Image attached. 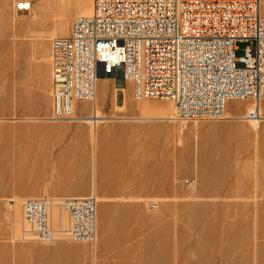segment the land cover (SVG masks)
<instances>
[{
	"label": "rangeland",
	"instance_id": "374dc122",
	"mask_svg": "<svg viewBox=\"0 0 264 264\" xmlns=\"http://www.w3.org/2000/svg\"><path fill=\"white\" fill-rule=\"evenodd\" d=\"M18 1L0 0V264H264V120L257 136L242 119L256 103L229 102L226 119L173 124L170 103L134 102L117 69L97 86L98 112L117 120L98 123L95 139L94 123L41 120V61L52 64L54 40L93 4L25 0L32 11L19 15ZM249 46L237 42L235 57ZM257 104L264 119V100ZM92 109L80 104L74 117ZM49 125L83 130L52 140L41 133ZM95 165L96 193L109 199L98 200L96 244L32 240L17 198L95 196ZM53 211L55 229H66V212Z\"/></svg>",
	"mask_w": 264,
	"mask_h": 264
},
{
	"label": "built area",
	"instance_id": "2783aa9c",
	"mask_svg": "<svg viewBox=\"0 0 264 264\" xmlns=\"http://www.w3.org/2000/svg\"><path fill=\"white\" fill-rule=\"evenodd\" d=\"M92 3L91 16L77 17L53 42L51 120L69 121L80 104H93L97 81L114 79L117 69L132 83L134 102L169 101L177 122L223 119L229 102L264 100V0ZM15 9L29 15L32 4L21 0ZM237 42L250 45L240 59ZM58 203L69 220L63 231L54 227L52 199L24 202L30 238L96 244L97 197Z\"/></svg>",
	"mask_w": 264,
	"mask_h": 264
},
{
	"label": "crops",
	"instance_id": "0c3cea01",
	"mask_svg": "<svg viewBox=\"0 0 264 264\" xmlns=\"http://www.w3.org/2000/svg\"><path fill=\"white\" fill-rule=\"evenodd\" d=\"M52 78H53V72H52L51 63L41 61V120L47 119L49 114H50V118L52 117V99H51V90H52V86H53ZM100 80L97 81L96 90H97V86H98V83ZM116 90L119 91L118 89H116ZM116 90H115V95L117 92ZM96 105H97V103H96ZM115 107L117 109L125 108V111H127L126 105H122V106L115 105ZM253 107H251L250 109H252ZM142 114L144 116H149L148 114H145V113H142ZM168 114H169V111L164 115H151V116L166 117V116H168ZM74 118L75 119H83V118L86 119V118H92V117H74ZM239 120H241V119H239ZM79 122H83V121H79ZM104 122H106V121H104ZM104 122H101V123H104ZM83 123H86V122H83ZM138 123H146V122H138ZM163 123H167V122H163ZM97 125H98V123H97ZM97 125H94V126H97ZM97 128H98V126L94 129L89 128L90 129V136H93L94 139L97 137ZM154 129H157V127H154ZM73 130L78 133V132H80V130H83V129H82V126H76V128H74V129L72 126H52V125H49V126H42L41 127V133L54 135L51 138L52 140H57L58 137H56L55 135L60 134L62 131H67V132L71 133ZM126 130H128V127L124 126V125H118L114 128L115 132H123ZM52 144L55 145V142H53ZM64 155H66V154L60 153L59 157L64 156ZM96 180H97V168L95 165L94 166V177H93V191H94V195L97 197V199L99 200L101 205H105V204H107L109 199L104 197V196L100 197L97 195V193H96V185H97ZM88 194H89V191L87 189H84L83 192L80 194V196H78L77 198L87 197ZM17 199L21 200V201L27 200V199H22V198H17ZM53 219H55L54 216H53Z\"/></svg>",
	"mask_w": 264,
	"mask_h": 264
},
{
	"label": "bare ground",
	"instance_id": "6f19581e",
	"mask_svg": "<svg viewBox=\"0 0 264 264\" xmlns=\"http://www.w3.org/2000/svg\"><path fill=\"white\" fill-rule=\"evenodd\" d=\"M93 4V3H92ZM92 10H93V7H92ZM24 14H27V13H19V15H24ZM91 14H92V11H91V13H90V15H87V16H79V17H89V16H91ZM96 98H97V96H96ZM161 101H163V100H161ZM163 102H168V103H170V105H171V113H170V115H169V117L167 118V119H165L167 122H169V123H176L177 121L176 120H174V107H173V104L171 103V102H169V101H163ZM96 103H97V99H95V102L93 103V104H91L92 106H93V109H92V118H83V119H75V118H73V119H71V120H69V121H76V120H80V121H83V122H87V123H90V124H93L94 123V125H97V123H101V122H104V121H113V120H117V119H114V118H112V119H105V118H103L102 117V115H101V113L100 112H98V108H97V105H96ZM84 104H89V103H84ZM254 105V107L252 108V109H248V111L246 112V116H244V120H246V121H248L249 123H251L252 125H253V127H254V129H255V131H256V134H257V136L259 135V133L260 132H258L259 131V124L261 123V120H264L262 117H261V114H260V110H259V107H258V104L256 103V104H253ZM120 111L121 112H124L125 111V108H122V109H120ZM250 111H254V116H248L249 114H250ZM226 112V111H225ZM223 119H226V118H224L223 117ZM33 199H38V198H33ZM28 200V199H27ZM54 202H55V206H54V209L56 208V207H58V208H60V209H62V207H61V205L59 204V203H57L56 201H55V199H52ZM26 201V200H25ZM24 201V202H25ZM23 206V205H22ZM53 209V210H54ZM23 210V209H22ZM63 210V209H62ZM54 211H52V213H53ZM54 215V217H55V219L59 222V224L62 222L61 221V218H59L57 215H56V213H54L53 214ZM51 217H52V214H51ZM52 220H53V223H54V219H53V217H52ZM64 230V229H63ZM63 230H60V231H63ZM43 244V243H42Z\"/></svg>",
	"mask_w": 264,
	"mask_h": 264
}]
</instances>
